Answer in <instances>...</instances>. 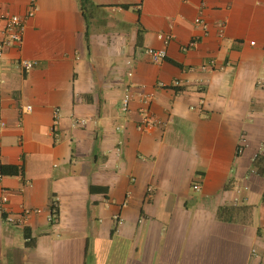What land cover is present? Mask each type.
Wrapping results in <instances>:
<instances>
[{
	"label": "crops",
	"instance_id": "crops-1",
	"mask_svg": "<svg viewBox=\"0 0 264 264\" xmlns=\"http://www.w3.org/2000/svg\"><path fill=\"white\" fill-rule=\"evenodd\" d=\"M262 78L264 0H38L0 62V264H264Z\"/></svg>",
	"mask_w": 264,
	"mask_h": 264
},
{
	"label": "built area",
	"instance_id": "built-area-1",
	"mask_svg": "<svg viewBox=\"0 0 264 264\" xmlns=\"http://www.w3.org/2000/svg\"><path fill=\"white\" fill-rule=\"evenodd\" d=\"M37 10H38V0H29L28 9H27L25 16H20L17 14H9V13L0 14V34L2 36L0 39V62L4 57V52L6 48L8 47L20 48L22 46L23 39H24V33L26 30V20L28 18L33 17L36 14ZM195 22L201 25L202 27H204L205 29H207L206 22L201 16H198L195 19ZM218 26L222 31L224 27V23L219 22ZM159 37L163 39L165 43H168L170 39L169 36H164L162 34H160ZM251 43H254V42H251ZM195 46H196V41L192 40L186 45L185 48L186 49L189 47L193 48ZM145 53H147L150 60L156 64H160L162 61H164L167 58V51L164 48H160V49L147 48L145 49ZM16 63L24 70H30L36 64L35 61L24 59V58L17 59ZM214 64H215V60H210L207 64H203L201 68L205 70L209 66L211 68L212 66H214ZM128 74L131 75L132 73L129 72ZM174 83L178 84L177 81ZM257 84L260 87H264V78L258 80ZM160 85L164 86L165 84L160 83ZM153 97H154V94L152 92L141 95V102L144 104L145 108L141 110L140 121L138 123V127L142 130H148V129L163 125V121L160 118L152 115L147 110V106L150 104V101L153 99ZM130 100H131V93L129 91H126L120 103V109L122 112H126L129 109ZM27 110H31L30 105L27 106ZM59 110H60L59 108H56L55 110V114H56L55 124L58 123ZM79 121L83 124L85 123V119L75 120V123H79ZM4 124L5 123L3 121H0V126H3ZM193 188L198 190L200 188V185L198 183H194ZM7 200H8V196L4 195L1 198V203L4 204ZM33 211H38V210L32 209V208H25L22 211L20 217L15 218L12 215H7L5 217V221L9 224H14V225L22 227L24 226L26 216L30 212H33ZM53 212L54 211L51 210V214L49 215L48 219L50 221H52L54 218ZM252 253L253 254L257 253L255 248L252 249Z\"/></svg>",
	"mask_w": 264,
	"mask_h": 264
},
{
	"label": "trees",
	"instance_id": "trees-1",
	"mask_svg": "<svg viewBox=\"0 0 264 264\" xmlns=\"http://www.w3.org/2000/svg\"><path fill=\"white\" fill-rule=\"evenodd\" d=\"M90 0H80V3L82 5V7H84ZM260 159H262V157L257 156L255 159V168L258 172H262L260 171ZM0 172L2 174H17L19 172V168L16 166H9V165H1L0 166ZM51 210H53V215L57 214V207H56V202H52L50 205ZM54 219V218H53ZM53 221V220H52ZM27 237V236H26Z\"/></svg>",
	"mask_w": 264,
	"mask_h": 264
}]
</instances>
